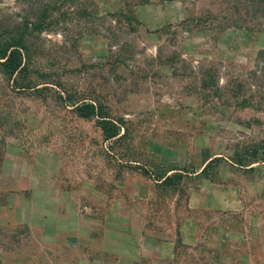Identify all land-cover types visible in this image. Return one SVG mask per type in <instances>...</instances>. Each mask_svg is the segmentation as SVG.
<instances>
[{"label":"rangeland","instance_id":"1","mask_svg":"<svg viewBox=\"0 0 264 264\" xmlns=\"http://www.w3.org/2000/svg\"><path fill=\"white\" fill-rule=\"evenodd\" d=\"M20 33L25 74L0 67V156L13 142L53 160L111 231L140 218L159 264H264L261 2L0 0V37ZM67 95L102 103L119 137Z\"/></svg>","mask_w":264,"mask_h":264},{"label":"crops","instance_id":"2","mask_svg":"<svg viewBox=\"0 0 264 264\" xmlns=\"http://www.w3.org/2000/svg\"><path fill=\"white\" fill-rule=\"evenodd\" d=\"M22 147L9 142L0 156V264H159L157 239L140 218L132 230L111 231L91 189Z\"/></svg>","mask_w":264,"mask_h":264},{"label":"trees","instance_id":"3","mask_svg":"<svg viewBox=\"0 0 264 264\" xmlns=\"http://www.w3.org/2000/svg\"><path fill=\"white\" fill-rule=\"evenodd\" d=\"M258 2H261L264 8V0H258ZM26 49L27 46L23 33H20L16 38L0 37V67L8 79L15 81L17 76L25 74V70L28 68L25 54ZM36 86L37 85L31 86L29 82L22 87L27 88ZM43 88H47V86H43ZM67 96L69 97L68 102L73 106V111L76 116L96 119L97 125L100 127L105 140L119 137L123 127V121L121 119H113L102 103L85 97L81 99H72L69 95ZM60 97L62 98L61 95ZM239 162H242V160L239 159ZM209 166L210 162H208L201 171L205 172ZM166 173H163L161 176L162 182L166 185H173L182 178V174L178 172H173V174Z\"/></svg>","mask_w":264,"mask_h":264}]
</instances>
